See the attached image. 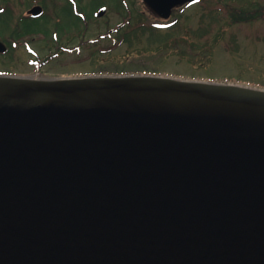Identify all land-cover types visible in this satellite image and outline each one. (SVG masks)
<instances>
[{
    "label": "water",
    "instance_id": "obj_1",
    "mask_svg": "<svg viewBox=\"0 0 264 264\" xmlns=\"http://www.w3.org/2000/svg\"><path fill=\"white\" fill-rule=\"evenodd\" d=\"M0 264H264V88L0 74Z\"/></svg>",
    "mask_w": 264,
    "mask_h": 264
},
{
    "label": "rangeland",
    "instance_id": "obj_2",
    "mask_svg": "<svg viewBox=\"0 0 264 264\" xmlns=\"http://www.w3.org/2000/svg\"><path fill=\"white\" fill-rule=\"evenodd\" d=\"M92 1L95 5L91 6V9L95 8L98 13L104 6V13L92 16L86 26L81 21L79 35L70 36L65 33L61 43L64 45L62 49L56 50L58 52L47 51L46 45L36 36H33L32 40L29 37L14 39L18 42V49L8 46L6 53L0 52V71H12L11 73L40 78L144 73L187 80L241 83L264 88V25H233L227 29L225 39L215 47L211 55L189 44L180 48L159 50L154 48L155 46L145 45L144 48V44L128 46L117 40L119 33L116 29L128 16L133 0H128L127 3H122L121 0ZM259 1L264 3V0ZM197 5L199 3L184 6L180 10L192 27L197 25ZM11 14L10 19H13L15 16ZM6 20L7 16L0 15V39L11 36L16 27H24L32 33H39V30L43 33V30L45 32L51 29V21L44 19L31 22L30 26L26 27L23 23L18 26L9 24L11 29L8 27L7 31L4 24ZM8 22L11 23V20ZM99 36L101 39L98 43L92 42L99 39ZM25 42H29L34 51L29 52ZM28 59H39L41 67L38 68L36 62L29 63ZM121 70L132 72L121 73ZM209 77L213 79H208Z\"/></svg>",
    "mask_w": 264,
    "mask_h": 264
},
{
    "label": "trees",
    "instance_id": "obj_3",
    "mask_svg": "<svg viewBox=\"0 0 264 264\" xmlns=\"http://www.w3.org/2000/svg\"><path fill=\"white\" fill-rule=\"evenodd\" d=\"M131 3L132 9H129L128 16L116 29L119 33L117 40L128 46L144 44V48L155 46L159 50L189 44L211 55L215 47L225 39L227 29L233 25H264V3L259 0H198L195 27L178 10L173 11L170 19L162 21L143 8L141 2L137 4V0H133ZM98 38L92 42L98 43L101 36Z\"/></svg>",
    "mask_w": 264,
    "mask_h": 264
},
{
    "label": "flooded vegetation",
    "instance_id": "obj_4",
    "mask_svg": "<svg viewBox=\"0 0 264 264\" xmlns=\"http://www.w3.org/2000/svg\"><path fill=\"white\" fill-rule=\"evenodd\" d=\"M121 1L122 3L128 2V0ZM139 2L142 1L139 0ZM93 5L95 4H93L92 0H83L82 2L81 0H0V13H3V16H7V20L4 23L5 26H7L5 29L7 31H9V24L18 26L19 23H23V25L26 27L30 26L31 22L34 21L44 19L51 21V29L49 28L48 30H45V32L43 30V33L40 32V30L39 33H32L28 29H23V27H16L10 34L11 36L8 35L6 39H0V41L6 45V48L10 46L11 49H14V47L18 49V42H16V40H22L25 37H29L32 40L34 38L33 36H36V38L39 37L38 39L42 41V44L46 45L47 51H56L60 48L62 49L64 45L61 43L64 34L69 33L70 36H74L75 34L79 35L81 21L83 25L86 26L91 21V17L97 14L95 12V8L91 9V6ZM186 5L187 3L182 4L176 8H173L172 11H180ZM35 6H39L40 11L37 14L30 13L29 11ZM144 7L146 6L144 5ZM102 8H104V6ZM85 10H88V12H85ZM11 13H13L15 16L13 19H10L12 16ZM9 20H11V23L8 22ZM14 20L17 22H14ZM25 33L27 34L24 35ZM22 34L23 36H21ZM69 34L67 36H69ZM14 39L16 40L14 41ZM24 45L25 47L27 46L29 52L33 50L30 47L31 44L29 42H25ZM4 53L6 52L4 51ZM33 60H36L38 61L37 63H39V59H28L29 63L31 64L34 62ZM11 72L12 71H6L3 73L10 74Z\"/></svg>",
    "mask_w": 264,
    "mask_h": 264
}]
</instances>
